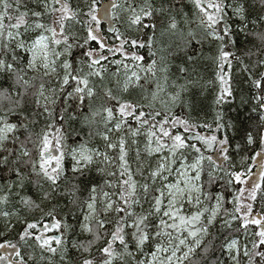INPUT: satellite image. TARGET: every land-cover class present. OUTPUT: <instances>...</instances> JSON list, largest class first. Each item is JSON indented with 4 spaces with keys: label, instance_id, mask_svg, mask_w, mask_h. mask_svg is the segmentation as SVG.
Returning a JSON list of instances; mask_svg holds the SVG:
<instances>
[{
    "label": "snow or ice",
    "instance_id": "snow-or-ice-1",
    "mask_svg": "<svg viewBox=\"0 0 264 264\" xmlns=\"http://www.w3.org/2000/svg\"><path fill=\"white\" fill-rule=\"evenodd\" d=\"M190 3L194 19L184 15L185 46H202L209 38L220 42L215 57L220 92L214 102L227 103L233 94L230 70L235 53L225 49L236 41L225 8L231 7L241 22L238 31L259 42L256 52L247 53L258 57L253 68H264L260 58L264 31H246L249 23L242 3ZM85 4L86 12L74 8L71 0H0V75L9 81L8 87L0 88V170L7 174L0 183V205L19 206L0 216L40 213L52 221L38 230L37 223L25 219L27 226L18 242L5 241L0 249L15 250L17 244L31 241L41 250V259L43 253L49 254L48 264L57 255L62 264H193L198 254L197 264H242L241 257L243 264H264V214H254L253 209L258 194H264V172L249 185L246 173L224 167L230 160L229 139L227 135L218 139L215 133L233 127L231 122L225 125L220 112L215 128L177 115L176 107L191 110L184 95L195 81L179 85L173 81L175 91L170 92L167 65L161 66L155 58L146 63L139 54V49L147 48L149 56L157 55L155 17L165 9L152 0L124 4L112 0L111 21L119 19L116 11L122 9L128 30L138 35L116 29L119 44L111 47L101 35L95 0ZM103 11L109 15L107 7ZM261 22L264 16L252 24ZM168 30L181 31L175 16ZM117 55L120 59L111 58ZM225 64L229 73L224 72ZM109 76L115 88L104 83ZM249 79L264 125V72L258 77L250 73ZM98 85H103L102 94ZM201 128L213 134H202ZM94 136L103 146L92 144ZM259 141L264 149V130H259ZM254 142L248 132L245 144H237L235 150ZM93 173L102 180L93 179ZM221 180L223 190L217 191ZM234 185L248 187L233 191ZM69 217L76 223H70ZM237 220L246 237L249 225L258 229L251 249L232 234L239 231L233 228ZM11 227L9 221L6 229ZM76 229L75 239L45 235L58 230L71 236ZM94 248L99 256L92 254ZM73 250L75 257L70 254ZM15 255L18 264H27L20 251Z\"/></svg>",
    "mask_w": 264,
    "mask_h": 264
},
{
    "label": "trees",
    "instance_id": "trees-1",
    "mask_svg": "<svg viewBox=\"0 0 264 264\" xmlns=\"http://www.w3.org/2000/svg\"><path fill=\"white\" fill-rule=\"evenodd\" d=\"M91 2V0H89ZM125 0H116L118 4H124ZM137 3H141L142 0H136ZM153 4L159 8L163 7L165 11L156 15V32H155V42L153 45V50L157 53L155 57L149 56L147 48L139 49V54L145 57V62H150L151 59L155 58L161 63V66L167 65L169 71V91L173 92L175 89L171 87L173 81L177 85L185 83L186 80L195 81L194 85L189 86V91L185 93L184 99L190 103L191 110L188 107L180 106L174 109L177 115L188 116L191 120L196 123L211 124L215 128L216 113L220 112L223 115V122L227 125L229 122L233 125L231 128L222 129L221 131L215 133L218 139H223L227 135L229 139V156L230 160L225 162L224 167L229 168L230 171H238L246 173L245 179H251L250 174L255 171L254 159L261 157L262 165L261 171L264 172V149L261 148L259 141V130H264V125H261L259 121V110L258 106L255 104L253 99L255 89L252 87L249 75L258 77L261 72H264V68H253L255 61L257 60L256 55L249 57L248 50L256 52L259 47V42L255 40L252 35H245L238 31L241 22L235 18L232 14L231 7H226L225 11L228 14V20L231 24L234 32V39L236 44L233 46L228 44L226 51H232L235 53V57L232 59V67L230 70V86L232 90V96L228 97L227 103H222L220 105L215 104V99L220 92V83L217 79L218 66L215 57L218 56L219 41L206 39L203 45H189L185 46V41L181 32L186 33L187 27L184 23V15L186 14L189 19H194L193 13L194 8L190 3V0H152ZM226 5H234L237 3L244 4L246 8V16L249 23V27L246 30L249 33L255 31H264V22L252 24L253 20H259V17L264 16V5H262L261 0H224ZM111 0H95V7L98 8L109 5V15L105 16V19L100 20L99 25L101 35L105 36V42L111 46L115 47L119 44V41L115 39L114 30L118 29L121 33L126 35L137 36L136 32H130L127 28L126 23V13L122 9L116 11L119 19L111 21ZM71 4L74 8L82 9L83 11H88L85 0H71ZM172 16H175L178 21V27L180 32L173 33L168 30V22ZM111 21V22H110ZM79 27V26H77ZM195 27V25H191ZM148 35L152 34L151 29L147 30ZM147 39V36L144 37ZM227 43V40L225 41ZM94 48H98V45L93 42ZM127 47V46H126ZM183 49V50H181ZM131 51V49H129ZM107 54V53H105ZM189 55H194L192 61H189L187 57ZM238 57L239 59H237ZM112 59H120V56L111 57ZM163 58V60H161ZM264 58V57H260ZM243 61V63H241ZM248 66V70H244V66ZM184 67L187 69L185 72H181L180 68ZM224 72L229 73V68L225 64ZM9 81L4 75H0V88L8 87ZM105 84L115 88V83L112 78H109L104 82ZM98 92L102 94L103 85H98ZM135 98V94L133 95ZM257 108V111H253V108ZM15 119V118H13ZM41 125L43 126L44 120L41 117ZM73 127H79L77 122H71ZM259 126V130H258ZM68 132H71V128L68 125L65 126ZM202 134H213L211 130L207 128L198 129ZM100 131H103L101 127ZM252 132L255 137V142L252 145L242 147L239 152H237L236 145H244L246 141V134ZM141 147L143 146V137H140ZM103 141L99 136H94L92 139V144L103 146ZM259 153V154H258ZM215 157V153H208ZM130 159L134 161V153H130ZM133 168H135V163H133ZM261 172V173H262ZM7 174L0 170V183H4V178ZM92 178L97 182H100L102 178L97 176L95 173L92 174ZM224 183L221 180L216 184L215 188L217 191H222L221 185ZM243 185H234L232 190L235 188L242 187ZM232 187V186H230ZM227 198L230 200L232 198V191L226 193ZM14 199V198H13ZM18 205L9 203L8 205H0V212L15 210ZM231 209L232 205H227ZM254 214L261 213L264 214V194H258L257 201L253 204ZM79 215V214H77ZM27 219L28 222L37 223V229L43 228L44 224L52 223L51 218L46 216H41L40 213H24L21 217L11 216L5 218L0 216V233H5L0 235V244L5 243V241H11L16 244L18 242L19 233L27 226L24 220ZM70 223L75 224L76 221L72 220L71 217L68 218ZM10 221L11 230L6 229V224ZM241 221L237 220L233 224L234 229H239V231H234L232 234L235 235L241 245L247 244L248 248L251 249L252 241L257 239L254 236V232L257 231L255 225H249L247 230V237L245 236V230L240 227ZM215 231V229H213ZM76 232L74 231L71 236L64 234L62 231L49 230L45 232L48 237L65 235L66 239H75ZM39 234V232H37ZM80 239H84V236H80ZM222 240V236H221ZM221 241L218 240L219 244ZM16 251H20L21 255L27 261V264H48L47 257L48 253H43L44 259H41V250L33 244L31 241L29 244H17V249H12L10 247L0 249V256L5 259L0 260V264H18L19 257L15 255ZM199 251V250H198ZM73 257L77 254L73 250L70 253ZM94 256H99V252L93 249ZM219 254V253H217ZM29 257H32L29 259ZM201 259L199 254L193 258V264ZM242 264L245 258L241 257ZM52 264H62L59 259V255L52 258Z\"/></svg>",
    "mask_w": 264,
    "mask_h": 264
},
{
    "label": "rangeland",
    "instance_id": "rangeland-1",
    "mask_svg": "<svg viewBox=\"0 0 264 264\" xmlns=\"http://www.w3.org/2000/svg\"><path fill=\"white\" fill-rule=\"evenodd\" d=\"M105 7H107L109 9V5H104L102 7H100V10H99V13L97 11V15L100 17V20H103L105 19V14H104V9ZM101 15V16H100ZM255 163H253V165L255 164V171L250 174V177L251 179H249V185L252 183V182H258L259 181V177H260V174H261V165H262V159L261 157H257L256 159H254ZM242 187H248V185H243Z\"/></svg>",
    "mask_w": 264,
    "mask_h": 264
},
{
    "label": "flooded vegetation",
    "instance_id": "flooded-vegetation-1",
    "mask_svg": "<svg viewBox=\"0 0 264 264\" xmlns=\"http://www.w3.org/2000/svg\"><path fill=\"white\" fill-rule=\"evenodd\" d=\"M112 1V0H111ZM99 10H100V8H98V13H99ZM101 16V15H100ZM98 19H100V17L98 16Z\"/></svg>",
    "mask_w": 264,
    "mask_h": 264
}]
</instances>
